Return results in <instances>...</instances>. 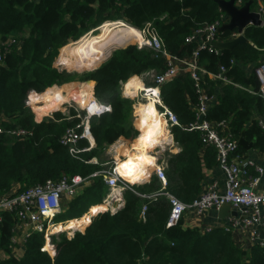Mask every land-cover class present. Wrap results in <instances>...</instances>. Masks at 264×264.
Masks as SVG:
<instances>
[{
  "label": "trees",
  "instance_id": "obj_1",
  "mask_svg": "<svg viewBox=\"0 0 264 264\" xmlns=\"http://www.w3.org/2000/svg\"><path fill=\"white\" fill-rule=\"evenodd\" d=\"M257 7L253 2L250 8ZM223 14L212 0H0V128L4 131L0 133V197L48 179L78 175L84 184L63 205L69 214L66 217L72 219L87 211L108 189L102 171L107 169L103 164L109 146L121 137L136 140L138 136L132 120L133 100L121 95V82L150 69L163 71L164 58L130 42L112 50L97 67L91 66L92 70L66 73L60 63L69 67L75 62L71 55L78 56L77 43L69 49V57L65 56L67 44L79 41L106 20H121L138 28L150 22L171 54L189 55L197 45L185 39L201 25L221 21ZM231 32L217 33V38L227 39ZM244 35L250 43L218 54L197 49V62L205 70L198 82L205 94L216 95L206 119L226 120V134L233 137L230 130L236 135L244 132L253 149L264 151V130L258 125V118L264 116V102L257 95L258 80L253 73V67L264 60V13L261 25L247 27ZM11 39L16 43L11 44ZM92 63L97 64V60ZM221 66L226 68L224 75L242 87L214 81L211 74ZM76 79L96 81L95 96L109 103L111 110L91 117L93 145L82 138L78 147L85 150L72 154L59 139L79 124L80 118L69 120L55 111L53 119L36 122L32 107L37 112L51 86L72 85L68 82ZM144 82L151 84L147 78ZM160 91L163 104L180 124L171 126L180 151L166 162V189L180 201L191 203L200 193L203 169L218 162L216 150L205 147L198 130L181 128L196 120V81L187 73L164 84ZM70 115L75 116V111ZM19 128L27 134L6 133ZM245 151L237 146L239 155ZM160 188L157 176L151 174L148 181L133 185L134 192L126 189L123 204L114 210H105L103 205L95 208L98 212L91 222L82 231H74L70 239L64 232L48 239L33 232L20 245L15 232L18 220L3 213L0 264H264V247L240 249L223 229L201 233L198 228L183 227L182 218L175 226L166 227L167 199L150 196ZM143 205L147 210L141 215ZM59 217L55 220H62Z\"/></svg>",
  "mask_w": 264,
  "mask_h": 264
},
{
  "label": "built area",
  "instance_id": "obj_2",
  "mask_svg": "<svg viewBox=\"0 0 264 264\" xmlns=\"http://www.w3.org/2000/svg\"><path fill=\"white\" fill-rule=\"evenodd\" d=\"M253 1L258 5L257 9L254 11L262 18L264 13L262 0ZM241 4L242 0H237V5ZM224 16L223 14L219 22L203 24L199 28L194 29L185 39V42H197V49H206L215 54L220 53V49L215 46V43L220 40L217 38V33H220L218 32V27L224 22ZM134 28L137 31L133 40L136 47L138 49L147 48L157 56L163 57L165 60L163 71L156 72L150 69L142 74L143 77L150 78L152 84H143L142 87L135 90H138V92L142 94V100H151L153 102L157 109L159 119L162 120L163 126L166 127V132L170 135L171 126H178L180 124L176 115L163 104L160 89L164 84L172 82L179 76L188 73L190 78L196 81L199 99L197 104L193 106L196 120L181 128L198 130L201 133L204 139V145L211 146L216 150L217 161L226 176L223 190L221 186L213 181L208 183L205 192L199 197L194 199L191 203H184L166 189L165 163L163 161L158 162V157L156 158L154 156L153 171H150L149 175L138 183L148 181L151 174L157 176V179L161 183V188L150 196L159 195L167 199L170 209L166 220V227H172L178 224L184 211L187 209L193 210L196 214H202L203 211L208 208L218 209L221 205L226 203L236 210L250 211L249 222H256L257 224L264 225V212L261 209L262 205H264V190L260 193L255 190L256 185L264 173V169L258 165L253 158L243 157L236 153L238 146L237 141L224 132L227 126L226 120L211 122L206 119L210 106L215 104L216 95L208 96L205 94L204 89L199 86L198 81H200L201 74L204 73L205 70L197 62L198 50H192L189 55L184 54L178 56L171 54L165 48L162 39L150 22L145 23L141 28ZM238 35L237 31H232L227 39L236 38ZM10 43H16V40L11 39ZM225 71L226 68L221 66L219 71L216 74H211V76L214 81H219L222 84L229 83L234 86L242 87L233 82L231 78L226 77L224 75ZM253 73L258 80L257 95H259L264 102V60L259 61L253 67ZM84 95L86 96L80 98L86 99L83 107V114L80 117V123L67 129L59 139L61 144L69 147L72 154H78L80 151L85 150V148L80 149L78 147V141L80 139L84 138L89 142L91 141L89 127V120L91 117L99 116L111 110V105L107 102L98 100L92 91ZM66 118L69 119L68 117ZM258 125L264 129V116L258 118ZM1 132L4 131L0 128V133ZM6 133L14 136L27 134L26 131L21 128L7 130ZM159 145L161 147L162 143ZM254 152L256 153V150H254ZM102 172L107 186L117 185L123 190L131 189L134 191V183L132 182L117 183V174L115 172L113 178L107 183L108 178L106 174L110 173V169L107 168ZM83 184L84 179L78 175H74L72 177H62L58 180L48 179L42 184L28 187L21 192L5 194L0 197V221H2L3 213L13 214L15 216L18 220V224L15 228L16 241L19 238L20 240H18L17 243L20 245L23 244L26 238L33 232L41 233L48 239L49 236L45 235H52L56 232L54 231L56 230V224H52L51 221H54L55 217L62 211L64 212V201L74 196ZM114 194L120 197V193ZM146 210L147 206L143 205L141 215H144ZM87 214L90 217L92 216L90 213ZM237 221V218H232L230 226L235 225ZM50 227L51 229H49ZM209 229L210 228H207V230ZM254 234L256 235V231H254ZM260 245L262 246V242H260Z\"/></svg>",
  "mask_w": 264,
  "mask_h": 264
},
{
  "label": "crops",
  "instance_id": "obj_3",
  "mask_svg": "<svg viewBox=\"0 0 264 264\" xmlns=\"http://www.w3.org/2000/svg\"><path fill=\"white\" fill-rule=\"evenodd\" d=\"M236 4H237V1H236ZM224 17H225V20L223 23L227 22V20H228V17L226 15ZM233 31H236V30H233ZM223 40H226V39H223ZM219 41H221V40H219ZM196 43L197 42H195V44ZM99 63H97L96 65H98ZM138 77H139L138 82H140V83H138L140 85L139 87H142L143 84L147 85V84H145L144 77L142 75H140ZM145 78H148V77H145ZM147 80L151 82L150 78H148ZM125 82H121V95L124 97H129L130 99L133 100V105H134L133 115L135 116L134 119H137V114L140 115L139 119H138L139 122L133 121V125L138 131H140V133L138 134L135 142L133 143V151H125L124 152L127 155L125 158H123L119 161L118 164H120V166L122 164L121 162L123 160H125L130 155V153H133V154L135 153L136 155L143 153L142 149L138 151L134 148L135 144L138 141L139 135L144 130L143 115H142V111H141V107H140L143 104L140 101L142 99L139 98V99H137V101H135L134 98L132 97L136 92L135 89H137L139 87H137V86H136V88L133 87L130 93H126L125 87H124ZM122 83H124V84H122ZM95 84H96V81H95ZM151 84H152V82H151ZM55 86H57V85H54L52 87H55ZM78 86H84V88L86 87V89H85L86 91H87V89L91 90L95 95L94 82H93V85L92 84L88 85V83H86V84H72L71 91L72 92L78 91V90H76ZM91 86L93 89H90ZM132 91H134V92H132ZM144 102H146V101H144ZM140 103H141V105H140ZM33 110L35 111V109L32 107V111ZM34 111H33V113H34ZM49 112H50L49 115L47 114V116L44 117V113H43L40 119H36V115H38V113L35 111V113H36V115H34L35 119H36L35 121L40 122L46 117L53 119L51 110H49ZM138 123H139V125H138ZM140 128H141V130H139ZM120 139L121 138L116 140L113 144H115V143L117 144L120 141ZM162 139H164V140L161 141ZM159 142L162 143L161 147L158 144ZM90 143H92V145H93L92 140L90 141ZM113 144H111L110 146H112ZM154 145H156V147H158V150L161 153L160 158L165 163V167H166V162H167L168 158L180 151V147L176 146V144L173 141L172 133H170V135H169L166 132V130L164 132V128H163V131L161 133H159V135H157L156 139H149V141H148V145L145 148L144 153H146L149 156V159L151 157V159L150 160L147 159V161L143 160L144 167H143L141 173H139L140 179L136 180V181H130V179L127 176H125L128 178L127 179L128 181H130L132 183H136L138 181L143 180L145 177H147L149 175L150 171H153V165H154L155 157L151 153H149V150ZM110 146L107 150H109V149L111 150V148L115 147V145H114V147L113 146L110 147ZM205 147H208V146H205ZM254 150H256V149L251 148L249 150H246L244 153H242V156L253 158L254 161L264 169V151L256 150V153H255ZM106 154H107V151H106ZM203 170H204V175H203V179H202L200 193L198 194L197 197H199L202 193H204L206 188H207L208 183L213 182V181L216 182L219 186H221L222 190L224 189L226 176H225L224 171L220 167L218 162L216 164L211 165L209 168H204ZM113 189H115V188H113ZM113 189H111V191H113ZM255 190L258 193H260L264 190V173L261 176L258 184L256 185ZM120 191H123V190L119 189L118 192H114V191L113 192L119 193ZM120 196L123 199V195H120ZM123 202H124V199L122 200L121 204H123ZM100 206L101 205H99L98 207H100ZM95 208H97V206H93L92 211ZM261 209L264 212V205H262ZM232 211H236L237 214L232 215L231 214ZM249 216H250V211H248V210L247 211H244V210L239 211V210L232 208L231 206H230V211H228V213L226 215H224L223 217H220L218 210L214 209V208H208V209L204 210L202 214H196V213H194L193 210L187 209L184 211V213L182 215V226L185 228L186 227L187 228H198L201 233L209 232L213 229H218V228L223 229L224 231L229 232L231 234L233 243L237 247H239L240 249H243V250H248L252 246H261L260 242H262V247H264V225L257 224L256 222H249ZM232 218H237L238 221L235 225L230 226ZM74 220L76 222H81V220L79 218H75V217L72 219H69L67 221H74ZM207 228H210V229L207 230ZM254 231H256V235L254 234ZM18 248H21V247H18Z\"/></svg>",
  "mask_w": 264,
  "mask_h": 264
},
{
  "label": "rangeland",
  "instance_id": "obj_4",
  "mask_svg": "<svg viewBox=\"0 0 264 264\" xmlns=\"http://www.w3.org/2000/svg\"><path fill=\"white\" fill-rule=\"evenodd\" d=\"M123 22V21H122ZM125 22V21H124ZM103 24V23H102ZM101 24V25H102ZM126 24L127 25H129V28H131L130 29V31H128V35H126L125 36V38L121 41V43H119L118 45H114L111 49H109V52H111L112 50H114V49H116L117 47H119V46H123L124 44H126L127 42H133V38H134V36L130 39V40H128V41H126L127 40V38L128 37H130L129 35H130V33H133V28L134 27H132V26H130V24H128L127 22H126ZM100 25V26H101ZM97 27V29L96 30H94V31H90V32H87V33H85L84 35H89V36H96V37H98L99 35H100V33H101V27ZM111 28H110V31H112L113 33H115V32H117V27H112V26H110ZM125 32V31H124ZM20 36H22V35H19L18 37V39H17V41L20 39ZM78 41V40H77ZM77 41H74V42H72L71 44L69 43V44H67L66 45V47L64 48V54H65V56L66 57H69V49L71 48V47H73L76 43H77ZM60 52H61V49H60ZM75 53L78 55V53H77V48H75ZM109 54V53H108ZM108 54L107 55H105V56H102L101 54H99L97 51H89V52H85V53H83V55L81 56V55H78V56H73V55H71V58L75 61V62H73V64L70 66L69 65V67H67V66H65L66 64H64V66H63V64L62 63H60V69L61 70H65V72L67 73H69V72H74V71H76V72H78L79 74L82 72V71H85V70H92L94 67H91V66H95L96 64L95 63H92V62H94V60H97V63H101L107 56H108ZM80 58L81 59H84V60H87V61H82V60H80ZM76 62H78L77 64H76ZM82 62H84V64L82 63ZM99 63V64H100ZM98 64V65H99ZM97 65V66H98ZM145 78V77H144ZM148 79V78H147ZM138 80H139V77H137V78H130L129 80H127L126 82H125V85L127 84V83H129V84H131V82H132V85L133 86H131V90H132V88L134 87V88H136L135 86H137V87H139L140 85L138 84V83H140V82H138ZM68 83H70V84H86L87 83V81L85 82V81H80L79 79H76L75 81H70V82H68ZM92 85H93V83H92ZM124 85V86H125ZM57 86H59V87H61L60 89H55V88H53L52 89V91L53 92H48L47 93V95H46V93H45V98H44V100H43V102H42V105H45V102L48 100V99H50V98H52V97H54V95H52V94H54V92H57L58 90H60V92H62V95H63V98H61V97H59L58 99H64L65 98V100H62V103H60V105H59V107L57 108V109H53V110H51V112L53 113V112H55V111H58V112H60L61 114H63L64 116H66V117H68L69 118V120L71 119V120H73L74 118H80L81 117V115L83 114V107H84V103L86 102V99L84 98V99H80L81 97H82V95L81 94H77V91H74V92H72L71 91V86L72 85H66V83L65 84H61V85H57ZM85 86V85H84ZM84 86H78L77 87V89L76 90H78V92H84ZM52 87V86H51ZM94 88H95V84H94ZM90 89H93L92 88V86H91V88ZM46 91V90H45ZM68 93H70L69 94V96L66 98V96H67V94ZM72 95H74V96H72ZM78 95H80L81 97H79ZM84 96V95H83ZM86 96V95H85ZM133 98H134V100L135 101H137V99H139V98H143V96H142V94L140 93V92H138V90L136 91V94H134L133 96H132ZM57 99V98H56ZM141 102H144L143 100H140ZM147 102V101H146ZM133 107V112H134V105L132 106ZM38 108V107H37ZM75 111V113H76V115L75 116H71L70 115V112L71 111ZM34 111V110H33ZM136 111V110H135ZM47 114L49 115L50 114V112H49V110H46L45 111V113H44V117L45 116H47ZM34 115H36V113H35V111H34ZM142 115H143V112H142ZM41 116L42 115H36V119H40L41 118ZM139 114H137V119H134L135 118V116L133 115V113H132V120L133 121H137V122H139L138 121V119H139ZM43 118V117H42ZM143 122H144V120H143ZM137 124V123H136ZM138 125H139V123H138ZM143 127H144V124H143ZM163 128H164V132H165V130H166V127H164L163 126ZM139 130H141V128L139 129ZM144 131V130H143ZM140 133V131L138 132V134ZM159 135V134H158ZM151 139H156V137L155 138H151ZM134 140L135 139H131V140H126L125 138H122L121 137V139H120V141L116 144H113L112 146L114 147V145H115V147L114 148H111V150L109 149V150H107V156H108V158H107V161L103 164L106 168H108V169H110V173H107L106 174V176H107V178H108V180H107V183L113 178V175H114V172L117 174V177H116V182L117 183H119V182H126V183H129L130 181H128L127 179V177H125V176H127L126 175V173H124V172H126V171H120L119 169H118V162L121 160V159H123V158H125L126 157V155L127 154H125L124 152L125 151H133V142H134ZM164 139H162L161 141H163ZM137 143H138V141H137ZM136 143V144H137ZM135 144V145H136ZM147 144H148V141H147ZM158 144H160V142L158 143ZM157 145V144H156ZM156 145H154L152 148H150V150H149V153H151L153 156H155L156 158L158 157V159L160 158V155H161V153L159 152V150H158V147H156ZM112 146H110V147H112ZM131 154V153H130ZM143 166H144V164H143ZM104 175V174H103ZM105 182V181H104ZM118 185H120V184H118ZM107 190L104 192V194H103V197L100 199V200H98L93 206H99V205H103V207L105 206L106 207V209H114L117 205H120L121 204V201H122V198L121 197H117L115 194H114V192L113 191H111V186H107ZM113 192V193H112ZM119 193H123V191H120ZM67 200H71L70 198L69 199H67ZM67 200H65L64 202H66ZM93 206H91L87 211H85V212H83L81 215H78V216H76L75 218H79L80 220H81V222H76L75 220V222L77 223L74 227H70V229H66L65 227H66V222H67V220H69L70 219V217H66V215H69V214H65L66 212H61L60 214H59V219H62V220H60V221H56V220H54V221H51V223L53 224L54 223V225L56 224H62L61 226L63 227V229L62 230H60V229H58V231H56L54 234H52V235H57V234H59V233H61V232H64V234L66 235V237L68 238V239H70V238H72V236H73V233H74V231H76V230H80V231H82L83 229H84V227L89 223V222H91V219H92V217H90V216H88V214L87 213H90V214H92V215H95L97 212H98V210H95V211H92V208H93ZM66 208V207H65ZM64 208V209H65ZM66 217V218H65ZM63 218H64V220H63ZM68 222H70V221H68ZM67 222V223H68ZM55 225V226H56ZM49 229H51V227L49 228ZM45 236H51V235H45Z\"/></svg>",
  "mask_w": 264,
  "mask_h": 264
},
{
  "label": "bare ground",
  "instance_id": "obj_5",
  "mask_svg": "<svg viewBox=\"0 0 264 264\" xmlns=\"http://www.w3.org/2000/svg\"><path fill=\"white\" fill-rule=\"evenodd\" d=\"M110 26L112 27H117V32L113 33L110 31ZM101 33L98 37L96 36H89L84 35L76 44L75 48H77V53L78 55H83L85 52L89 51H97L99 54L102 56H105L109 53V49H111L114 45H118L121 43V41L125 38L126 35H128V31H130L131 28H129V25H127L125 22H122L121 20H116V21H105L101 26ZM133 27V26H132ZM133 33H130V37L127 38L126 41L130 40L133 36L135 37V34H137V31L135 28H133ZM125 31V32H124ZM126 39V38H125ZM134 40V38H133ZM130 42H127L123 46L127 45ZM81 55V56H82ZM131 84L127 83L125 87L126 93L131 92ZM136 87V86H135ZM60 89L61 87L55 86V87H50L46 90V95L48 92H53L52 89ZM86 89V87L84 88ZM91 90H84V92H78L77 94H81L82 96L84 94H88ZM134 92V91H132ZM70 93L67 94L66 98L69 96ZM54 97L48 99L45 102V105H39L37 108V113L38 115H42L45 113L46 110H53L57 109L62 103V100L64 99H58L59 97L63 98L62 92L58 90L57 92H54ZM81 97L80 95H78ZM85 96V95H84ZM57 98V99H56ZM45 101V100H44ZM44 103V102H43ZM141 103H143L141 105ZM140 107L141 111L143 112V120H144V131L139 135L138 137V143L134 146L136 150H143V153H140L139 155L131 153L125 160H123L120 164L117 166L120 171H126L127 177L130 179V181H136L140 179L139 173H141L143 169V160L147 161L149 159V156L144 153L145 148L147 147V141L151 138L157 137L159 133L163 131V123L162 120L158 118V113L157 109L154 106L153 102L151 100H148L146 102H141ZM153 157V156H152ZM151 159V157H150ZM149 159V160H150ZM119 163V162H118ZM114 185V184H113ZM115 188V189H113ZM117 185L111 186V189H113L114 192H118V190H123L122 188H119ZM68 222V221H67ZM66 222V229H70V227H74L77 223L75 221H70L67 223ZM62 224H57L56 230L58 229L62 230L63 227L61 226Z\"/></svg>",
  "mask_w": 264,
  "mask_h": 264
},
{
  "label": "water",
  "instance_id": "obj_6",
  "mask_svg": "<svg viewBox=\"0 0 264 264\" xmlns=\"http://www.w3.org/2000/svg\"><path fill=\"white\" fill-rule=\"evenodd\" d=\"M212 1L217 3L219 10L228 17L227 22L221 24L218 27V32L221 33L224 31L236 30L239 34L236 38L217 41L215 43V46L221 51L224 49L231 50L232 48L242 43H250L249 40L244 35V30L249 26H257V25H261L262 23V18L260 17V15L250 8L251 5L253 4V0L244 1L242 5H237L236 4L237 0H212ZM121 47L124 46H119L117 48H121ZM110 53L111 52H109L108 56L110 55ZM108 56L105 59H107ZM91 81L94 82L95 84L94 80H88L87 83ZM230 133L237 141L238 145L242 146L243 149L249 150L252 148V143L248 142L245 139L244 132H242L240 135H236L235 133H233L232 130H230ZM217 210L219 216L223 217L228 213V211H230V206L226 203L221 205ZM231 214L236 215L237 213L236 211H232Z\"/></svg>",
  "mask_w": 264,
  "mask_h": 264
},
{
  "label": "clouds",
  "instance_id": "obj_7",
  "mask_svg": "<svg viewBox=\"0 0 264 264\" xmlns=\"http://www.w3.org/2000/svg\"><path fill=\"white\" fill-rule=\"evenodd\" d=\"M253 2H254V1H253ZM242 4H243V3H242ZM242 4H241V5H242ZM138 182H139V181H138ZM138 182H136V183H134V184H139ZM140 183H142V182H140ZM134 184H133V185H134ZM106 185H107V184H106ZM125 190H126V189H125ZM125 190H123V191H125ZM129 190H131V189H129ZM131 191H132V190H131ZM133 192H134V191H133ZM120 195H123V193H122V194L120 193ZM120 195H119V196H120ZM120 197H121V196H120ZM121 198H122V197H121ZM122 200H123V199H122ZM146 206H147V205H146ZM103 210H104V209H103ZM105 210H107V209H105ZM108 210H110V209L108 208ZM92 216H93V215H92ZM92 216H91V217H92Z\"/></svg>",
  "mask_w": 264,
  "mask_h": 264
}]
</instances>
